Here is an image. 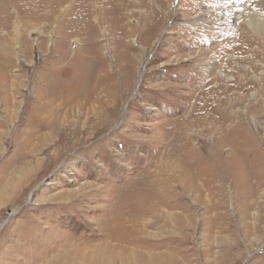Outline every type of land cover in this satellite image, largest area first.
<instances>
[{
	"label": "rangeland",
	"instance_id": "rangeland-1",
	"mask_svg": "<svg viewBox=\"0 0 264 264\" xmlns=\"http://www.w3.org/2000/svg\"><path fill=\"white\" fill-rule=\"evenodd\" d=\"M39 1L0 0V264H92L129 185L149 264H264V0Z\"/></svg>",
	"mask_w": 264,
	"mask_h": 264
},
{
	"label": "bare ground",
	"instance_id": "bare-ground-1",
	"mask_svg": "<svg viewBox=\"0 0 264 264\" xmlns=\"http://www.w3.org/2000/svg\"><path fill=\"white\" fill-rule=\"evenodd\" d=\"M90 1V0H89ZM33 2V1H32ZM61 1L55 2L54 1V5H58L60 4ZM39 3H43L41 2V0L39 1ZM123 5V3H122ZM121 2L118 1L117 7L120 8L122 7ZM2 6V4H1ZM3 7V6H2ZM5 8V6H4ZM99 7H96V9H98ZM3 9V8H2ZM18 9L16 11V16H18ZM254 12V11H253ZM4 14V13H2ZM18 18V17H17ZM16 18V19H17ZM19 19V18H18ZM17 19V20H18ZM202 21L205 20L204 18L201 19ZM14 21V20H13ZM18 22V21H17ZM14 22L13 24V29L14 31H16V28L18 26V23ZM4 24H2V26H6V22H3ZM16 26V27H15ZM246 27H248L253 34H255V36L257 35V37L262 40V36L264 34V13H250L247 15V20H246ZM36 32L40 33L43 35V32L40 30H37ZM228 33V32H227ZM51 34V33H50ZM233 35V34H232ZM51 36V35H50ZM228 36V35H227ZM234 36V35H233ZM238 36H242V35H238ZM75 44H78V40H74L73 41ZM51 44V43H50ZM49 44V45H50ZM255 53L251 54L248 58V61L250 60V58H253V60H255ZM233 56H229L227 59L228 61L230 59H232ZM226 59V60H227ZM76 61L79 62V60L77 59ZM250 62V61H249ZM75 63V62H74ZM236 64V68L238 70H240V72L243 73H250V69L248 70L249 67H246L245 65H241L238 63ZM223 70H217L216 75L217 76H222ZM242 74V73H241ZM229 78V77H227ZM252 79L254 81H258L259 79L256 76H252ZM257 83V82H256ZM78 88L77 87H71L70 92L73 93V95H71L69 100H60V103H58L57 105V113H59L60 111V107L63 105H68V103L72 102L73 100H75L78 96L76 95V90ZM56 94V93H55ZM257 94V93H256ZM74 96V97H73ZM44 98V97H43ZM43 98H41V100H43ZM253 98L254 95H253ZM252 98V99H253ZM58 99V96H54L51 97V99L48 100V102L50 103L51 101L55 102ZM78 103V102H77ZM74 104V103H73ZM55 107V105H54ZM53 107V108H54ZM56 113V112H55ZM264 133V132H263ZM264 135V134H263ZM199 172V170H198ZM206 172V171H205ZM203 172V173H205ZM196 174V173H195ZM202 174V173H201ZM185 175V174H184ZM186 177V176H185ZM196 177V176H195ZM213 177V176H212ZM192 178V177H191ZM190 178V179H191ZM207 178V177H206ZM187 179V178H186ZM189 179V180H190ZM209 179V178H208ZM213 179V178H212ZM188 180V179H187ZM186 180V181H187ZM192 181V179L190 180ZM208 181V180H207ZM189 182V181H187ZM204 182V181H203ZM207 183V182H206ZM129 184V183H128ZM131 184V183H130ZM188 184V183H187ZM186 184V185H187ZM193 184V181H192ZM127 186V185H126ZM151 187V186H150ZM96 192L98 190H95ZM112 191V190H111ZM110 191V192H111ZM114 191V189H113ZM136 191V190H135ZM147 191V190H146ZM115 193H117V191H115ZM185 193V192H184ZM201 193V191H200ZM80 194V193H79ZM86 194V193H85ZM95 194V193H94ZM118 194L124 196L122 200H118L113 203L111 209H110V213L107 216V218H105V220L101 221L98 225H97V229L95 231V234L99 236L100 239V243L98 246H94L92 249L96 250L98 252V254L94 257V260L92 262V264H112L114 261V257L121 255V260L126 261L131 260V264L133 259V256L135 258V254L138 256L137 261L138 264H149L150 260H149V254H144V253H137V250L135 249L136 246L140 245L141 243H143L145 245V242L141 241V239H139L140 236V232L141 235L145 232L144 230H146V228L151 227V224H149L147 221L143 220L144 222L140 223L139 225V219L145 218L148 214L153 213L154 209V205H156L157 203H162L163 202V197L159 198L157 201L151 203H144V202H138L136 205L131 206V185L127 186L124 190H119ZM75 195V194H74ZM77 195V194H76ZM118 195V197H119ZM199 195V194H198ZM73 196V195H70ZM93 196V195H92ZM117 196V195H116ZM115 196V197H116ZM88 197V196H87ZM160 197V196H159ZM79 198V197H78ZM96 198V197H95ZM201 198V197H200ZM71 199V198H70ZM99 199V198H97ZM115 199V198H114ZM113 199V200H114ZM120 199V198H119ZM156 199V198H155ZM199 199V198H198ZM145 200V199H144ZM196 200V199H195ZM83 201V200H82ZM85 201V200H84ZM120 202H122L121 205ZM148 202V201H147ZM81 203V202H80ZM167 202L165 201V204ZM75 204V203H74ZM78 206V203L76 204ZM133 205V204H132ZM168 205V204H167ZM75 206V205H74ZM80 206V204H79ZM157 206V205H156ZM179 206V205H178ZM83 207V206H82ZM168 207V206H167ZM80 208V207H79ZM157 208V207H156ZM159 208V206H158ZM71 209V208H70ZM69 209V211H70ZM169 209V208H168ZM171 209V208H170ZM181 209V208H180ZM73 210V208H72ZM80 210V209H79ZM169 212V211H168ZM165 214V213H164ZM163 214V215H164ZM167 214V213H166ZM170 215V214H169ZM158 216V215H157ZM173 216V215H172ZM156 217V216H155ZM162 218V217H161ZM165 218H168V220L171 219V216H165ZM146 219V218H145ZM153 220V219H152ZM157 220V219H156ZM187 220V219H186ZM185 220V221H186ZM158 221V220H157ZM165 221V220H164ZM175 221V220H173ZM159 222V221H158ZM155 223V222H154ZM160 225V224H159ZM174 225V224H173ZM165 227V226H163ZM162 227V228H163ZM153 228V226L151 227ZM158 228V227H157ZM183 228V227H182ZM181 226H175V228L173 227V231L172 232H179L183 231ZM147 233V232H146ZM170 233V232H169ZM183 233V232H182ZM94 234V236H95ZM176 234V233H175ZM58 244V243H57ZM61 244V243H59ZM67 244V243H66ZM62 244V249L60 250V261H63V264H89L90 258L89 256H87L83 251L86 249H89L90 247H88L87 245H69V244ZM73 244V243H72ZM69 250H68V249ZM71 248V249H70ZM139 248V247H138ZM92 251V250H90ZM88 252V251H87ZM135 253V254H134ZM146 253V252H145ZM70 254V255H69ZM134 254V255H133ZM139 254V255H138ZM74 255V256H73ZM73 256V257H72ZM136 256V257H137ZM117 258V257H116ZM151 258V257H150ZM58 259V258H57ZM58 259V260H59ZM135 259V260H136ZM154 261V258H152ZM117 261V260H116ZM125 263V262H124ZM122 264V263H121Z\"/></svg>",
	"mask_w": 264,
	"mask_h": 264
}]
</instances>
